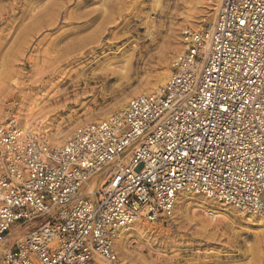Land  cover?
Segmentation results:
<instances>
[{"label":"built area","instance_id":"1","mask_svg":"<svg viewBox=\"0 0 264 264\" xmlns=\"http://www.w3.org/2000/svg\"><path fill=\"white\" fill-rule=\"evenodd\" d=\"M170 70L59 148L0 125V264H119V231L169 218L181 193L264 219V0H221L213 23L182 32Z\"/></svg>","mask_w":264,"mask_h":264},{"label":"rangeland","instance_id":"2","mask_svg":"<svg viewBox=\"0 0 264 264\" xmlns=\"http://www.w3.org/2000/svg\"><path fill=\"white\" fill-rule=\"evenodd\" d=\"M212 8L208 0H0L2 120L23 128L13 115L32 97L44 106L43 132L61 146L158 84L182 32L213 23ZM141 223V234L132 225L114 244L119 264H264L256 220L203 197L178 196L169 218ZM35 225L12 229L5 247Z\"/></svg>","mask_w":264,"mask_h":264},{"label":"bare ground","instance_id":"3","mask_svg":"<svg viewBox=\"0 0 264 264\" xmlns=\"http://www.w3.org/2000/svg\"><path fill=\"white\" fill-rule=\"evenodd\" d=\"M208 1H210L212 3V5H213L212 10H215V11L220 10L221 0H208ZM169 73H171V70L165 71V73H161L160 76H159V81L157 82L158 84H155V86L145 85L141 89L135 91L134 94L132 95V97L147 95L149 93H158L160 91V89L166 84V82H167V80H168V78L170 76ZM164 81H165V83H164ZM126 104H127V102L125 104L121 105L119 108H117V110L115 112H111L109 115L105 114L104 116H101V117H99L97 119H94L89 124L100 122V121H103V120H107V119H109V118H111V117H113L115 115L120 114L124 110V108L126 107ZM44 113H45V111H44L43 104L41 105L39 102H37L36 99L31 97L30 99L26 100V102L23 104V107L17 112V116L13 115V117H18V119L22 122L23 129L34 130L35 132H38V131L41 130V132H43L42 128H43L44 123L45 122L48 123L47 122V117H45L46 113L45 114ZM2 119H3L2 116H0V125H2L4 123V121ZM57 136H58L57 134H53L50 137V139L48 140V143H50L52 145L51 147H54V148H59L60 147L59 146L60 142L57 141ZM95 180H96V178L94 177L89 183L86 184V189H87L88 192L92 191L95 187H97V188L101 187L104 184V180L105 179L101 178L99 180L98 184L95 183ZM178 196L179 197L180 196H187V197L191 196L192 197V196H196V195L189 194V193H181ZM178 196L176 197V199L178 198ZM210 201H212V200H210ZM220 205H222V204H220ZM226 207L236 211L232 207H229V206H226ZM217 214H218V212H217ZM240 215L249 216L250 218H253L254 220H256L257 226H259L260 228L262 227L264 229V219L263 218L252 216V215H244V214H240ZM217 216L218 215H216V217ZM144 220H146V219H144ZM142 221H143L142 218H138L132 224H130L128 227L121 229L119 231L118 235L116 236L115 243L120 241V238L118 239V237L123 232L128 231L131 228L132 225H134L137 228L136 231L138 232V234H141L144 231L143 230L144 226L141 223ZM21 236L22 235H20L17 239H19ZM0 249H2V246H0Z\"/></svg>","mask_w":264,"mask_h":264},{"label":"crops","instance_id":"4","mask_svg":"<svg viewBox=\"0 0 264 264\" xmlns=\"http://www.w3.org/2000/svg\"><path fill=\"white\" fill-rule=\"evenodd\" d=\"M19 235H23V233L19 234Z\"/></svg>","mask_w":264,"mask_h":264},{"label":"snow or ice","instance_id":"5","mask_svg":"<svg viewBox=\"0 0 264 264\" xmlns=\"http://www.w3.org/2000/svg\"><path fill=\"white\" fill-rule=\"evenodd\" d=\"M241 23H243V21H241Z\"/></svg>","mask_w":264,"mask_h":264}]
</instances>
